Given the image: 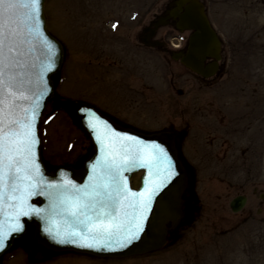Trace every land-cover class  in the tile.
<instances>
[{"label": "rangeland", "instance_id": "obj_1", "mask_svg": "<svg viewBox=\"0 0 264 264\" xmlns=\"http://www.w3.org/2000/svg\"><path fill=\"white\" fill-rule=\"evenodd\" d=\"M169 1H44L64 59L39 132L42 158L53 167L79 165L91 147L68 100L142 132L179 131L189 176L181 224L159 250L121 258L40 253L29 230L0 264H264V0H203L222 40L220 68L209 79L139 45L141 27ZM167 31L162 25L157 38ZM239 194L247 201L232 212L229 201Z\"/></svg>", "mask_w": 264, "mask_h": 264}, {"label": "snow or ice", "instance_id": "obj_2", "mask_svg": "<svg viewBox=\"0 0 264 264\" xmlns=\"http://www.w3.org/2000/svg\"><path fill=\"white\" fill-rule=\"evenodd\" d=\"M42 0H0V250L37 217L57 244L119 252L159 228L161 214L186 181L182 161L170 154V130L147 139L118 131L91 108L87 127L100 155L83 184L48 180L42 171L38 131L56 68L58 48L46 34ZM115 28L116 25H113ZM146 169L143 186L129 187L126 173ZM36 196L48 204L32 203ZM154 204L156 207L154 208Z\"/></svg>", "mask_w": 264, "mask_h": 264}, {"label": "water", "instance_id": "obj_3", "mask_svg": "<svg viewBox=\"0 0 264 264\" xmlns=\"http://www.w3.org/2000/svg\"><path fill=\"white\" fill-rule=\"evenodd\" d=\"M43 3L44 0H42V4ZM174 10V15L178 18L177 27L180 29H189L191 30V33L189 34L185 51L175 53L173 57L179 59L180 63L183 64L186 68L202 75L203 77H209L213 75L214 72L217 70V61L220 59L221 41L205 13L203 3L199 0H176ZM42 19L45 25L44 13H42ZM45 30L49 39L53 40L56 43L57 48L59 50L56 60V68L54 71L48 73L47 76L49 88L54 89L51 75L57 72L61 66L63 60V46L53 35H51L47 31L46 26ZM206 59L211 60L206 62ZM53 95V91H51L49 93V96L45 98V104L46 101L50 99ZM43 108L41 109V113L43 111ZM66 108L68 109L71 115L73 123L78 126L90 138L91 148L87 154V157L84 159V161L79 167H73L71 165H58L52 169H49L44 164L39 148L41 168L44 176L50 181H60L62 179L61 173H65L66 175L63 177V179H69L75 181V183L77 184H83L87 180L88 174L91 171L89 165L93 163L96 160V157L100 155L99 146L95 141L94 135L87 127V114L85 112L80 111V109L91 108L93 111L97 112V114L100 115L102 119L108 120L109 123H111L118 131H128L137 135H142L147 139H156L155 136L151 135L152 132H138L132 128L124 127L115 123L109 117L103 115L98 110H96L85 102L69 101L66 103ZM171 133L173 134V137L170 141V154H172L175 159L178 158L177 149L175 147L174 142L177 133L175 131H171ZM138 170H144V172L141 176L140 186L136 189L132 188L134 191H138L140 190V188H142L143 180L146 175V169L140 168L133 170L131 173H126L129 178L133 172ZM186 186L187 174L186 181L183 184L181 190L173 194L171 200L168 202L167 211L161 214L159 228L151 232L142 241H138L134 245L130 246L128 249H124L119 252H107L80 248L71 244H57L50 238H48L43 232L44 222L42 220L37 217H25L23 218L24 231L21 233L13 234L9 238L5 248L3 250H0V255L11 246L15 238H18L25 234L28 226H33L34 239L43 247L49 250H72L99 257H124L134 254H142L155 250L164 244L167 232L177 226L183 216V210L181 208L183 203L182 194ZM129 187L131 188L130 183ZM245 200V196L242 195L233 198L229 203L232 211L236 212L240 210L243 207ZM31 202L35 203L38 207H45L48 204V200L42 196L33 197ZM155 207L156 205L154 204V208Z\"/></svg>", "mask_w": 264, "mask_h": 264}, {"label": "flooded vegetation", "instance_id": "obj_4", "mask_svg": "<svg viewBox=\"0 0 264 264\" xmlns=\"http://www.w3.org/2000/svg\"><path fill=\"white\" fill-rule=\"evenodd\" d=\"M174 1L175 0H170L164 8L161 10L159 16L154 17L150 22L148 23V29L145 32H142V30L137 34V39L139 41V45L141 48H150L146 44H144L143 39H145V34L150 33L151 37L147 38V41H158V44H156L153 48L158 49L159 52H161L163 55H168L171 56L172 51L176 50H182L183 49V44H184V39L182 38H177V36L181 35L182 32L177 31L176 29V22H177V17L173 13L170 14L172 8L174 7ZM164 23L165 26H168L170 28V31H167L166 36H160L157 38V32L160 27L162 26H154L153 23ZM144 25L143 27H145ZM142 27V28H143ZM173 30V31H172ZM173 35L172 37H170ZM181 37V36H180ZM177 38L180 42L183 41V43H180L179 48L174 49L173 48V39ZM218 73V72H217ZM216 73V74H217Z\"/></svg>", "mask_w": 264, "mask_h": 264}]
</instances>
